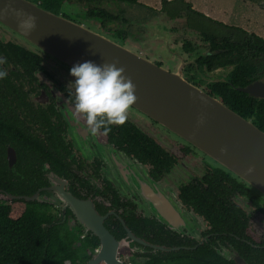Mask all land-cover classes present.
<instances>
[{"label": "flooded vegetation", "instance_id": "obj_1", "mask_svg": "<svg viewBox=\"0 0 264 264\" xmlns=\"http://www.w3.org/2000/svg\"><path fill=\"white\" fill-rule=\"evenodd\" d=\"M164 3L167 4L169 2L165 0ZM179 5L183 7H177L174 13H171L173 7L169 11V9L163 10L161 6L158 9L159 13L153 16L157 20L155 18L152 19V25L146 24L148 20L144 23L146 24L144 34L139 39L134 38L132 40L127 37L126 43L135 49V53L144 58L148 55L151 62L162 67L161 59L156 57L161 54V45H165L169 49L171 45L178 43L177 41L181 36H177L180 35L182 29L176 23L179 21L180 23H184V19L187 17L184 7L188 6L183 2H180ZM90 10L98 12L99 10L105 9L102 7L88 8L83 14L84 16L94 18L100 26L102 20H108L100 16H89L88 11ZM63 11L64 7H61L59 14L66 17ZM161 15L163 17L165 16L168 19L167 21L175 23L174 27L177 29L176 32L162 30L167 35L165 36L162 32L155 31L154 28L159 21L158 17ZM175 15H178V17ZM115 19L116 15L111 20ZM75 22L78 23V21ZM209 22L215 24L217 29L204 32L205 29L198 26L197 28L191 27L189 29L190 31H187V34L183 33L182 39L184 41L181 42V46L177 47L179 50H176L177 48L169 49L166 54L167 56L165 55V58H163L166 62L173 63L171 66L172 70H167L175 71L178 65L182 63L183 78L206 93L208 84L224 81L234 69L236 63L217 64V59L222 60L225 56L213 59L214 61L210 63L200 61V58L210 56L212 53L217 54L222 50H211V41L213 40L206 37L212 35L216 38L226 37L230 42H238L241 53L240 61L242 60L245 63L249 62L252 67L251 80L244 86L255 81H264V53L257 51L255 48H250L248 44H245V39L252 32L245 31L241 28L238 30L236 28L226 27L223 24H217L211 21ZM159 23L161 22L159 21ZM81 24L85 26L83 23ZM1 28L11 32L3 26ZM149 28L152 32H147ZM219 28L226 30L221 32ZM15 36L17 35L15 34ZM191 38L200 39L203 43L207 44V51L198 52L201 46L199 47L193 44V42H190ZM261 39L264 41L263 37ZM21 40L23 39L21 38ZM0 41L2 43L9 41L23 46L37 58V64L32 69L15 68L14 65L8 62L0 66V68L7 71V77L0 80V119L9 120L12 123L13 126L9 129L15 135L34 141L33 144H30L31 147H34L30 149L19 147L17 144L5 145V166L17 178H31L33 181L32 186L35 188L33 193L54 184L57 187L61 186L73 197L90 202L96 214L102 218L101 221L104 228L113 238L116 241L125 240L126 245L119 248L118 257L126 264H128L126 257L143 258L145 261L149 257V254L155 253L156 251L164 252L178 248L191 249L195 247V243L200 244L203 241L209 242L213 240L215 244L210 243V245L213 246L216 252L226 254V252L232 250V246L229 243H220L218 239L210 238V234L212 233L207 232L209 226L203 217L196 213L191 206L185 205L180 199V188L190 183L199 184L201 178L206 173L220 170L224 174H227L229 178L235 179L237 182L243 184L245 193L233 195L232 203L238 205L235 199L237 197L245 198L255 210L259 211L260 207L258 209L257 206H259L260 196L264 197L263 194L197 148L166 130L180 144V157H191L199 161L202 167V173L200 174H194L198 171H192L193 173L189 172L188 179L182 184L176 186L172 181L169 182L168 177L170 176L171 168H174L176 164L179 165L182 170L179 174L185 178L184 169H186V165L182 161L178 162L176 154L164 149L159 142L147 134L137 118L149 124H155L158 127L161 126L131 107L127 113L128 119L123 126H112L111 132L106 136L102 134V130L101 133L92 135L83 117L75 114L73 103L68 100L69 93L72 89L68 87L69 85L63 83V78L69 75L71 68L46 55L24 40L25 43L35 48L37 52L14 41H4L1 39ZM137 41H141V47ZM153 48H158V54H151L150 51ZM202 48H205L204 45ZM38 51L59 63L61 65L60 68L63 69L61 70L62 75L50 73L46 70L41 64L42 57ZM231 55L235 58L238 56L235 51H231ZM0 57H4V55L0 53ZM254 99L260 100L259 98ZM255 126L258 127L257 125ZM127 130L138 131L144 137L154 140L161 148L167 151V156H170L167 168L154 172V168L148 160H140L137 158L130 151L129 145L127 144L128 140L123 139L126 134L125 131ZM7 148H12L15 155L14 163L10 167H8L6 158ZM18 152L31 157L26 160L23 158L17 170L15 164ZM126 157L131 160V163L126 161ZM20 170H22L21 173ZM25 171H28V176L23 174ZM52 176L60 181H53L54 177ZM149 180L156 186V191L162 190L165 196L172 200V202L179 203L181 209L189 210L199 216L203 224L198 219L191 218L190 216L185 219L181 213H178V216L181 217L180 222H178L179 231L171 230L165 224L159 222L153 216L152 208L148 205L145 207V202L151 200L149 199L150 192L147 189H153V187H148ZM253 199L256 202H253ZM238 207L240 206L238 205ZM174 208L176 209L175 205ZM245 215L247 218L249 217L246 212ZM188 229L190 230L189 233ZM128 232L134 238L128 237ZM259 239L264 242L263 238ZM137 240H140V242ZM177 242H180V244H173ZM159 247L161 248L159 249Z\"/></svg>", "mask_w": 264, "mask_h": 264}, {"label": "water", "instance_id": "obj_2", "mask_svg": "<svg viewBox=\"0 0 264 264\" xmlns=\"http://www.w3.org/2000/svg\"><path fill=\"white\" fill-rule=\"evenodd\" d=\"M20 12L36 17V28L30 34L17 26ZM0 25L69 68L86 61L97 65L118 62L117 67H123L124 74L136 86L134 109L264 195V131L219 99L186 81L182 76V63L175 71H169L81 23L44 9L31 0H0ZM236 89L251 97L264 99V81H255ZM201 119L203 122L198 124ZM6 158L10 167L15 160L12 148H7ZM125 159L131 163L127 157ZM250 168L252 171L249 172ZM55 180L60 181L54 177ZM148 183V187L153 189H147L151 200L145 202V207L148 205L152 208L149 207L159 222L179 231L181 217L178 213H181L185 219L190 216L203 224L199 216L181 209L179 203L172 202L162 190L156 191L151 180ZM12 199L57 204L62 213L67 208L83 235L90 234L97 240V246L85 264H126L118 257L119 248L126 245L125 240L116 241L113 238L90 202L79 200L54 184L27 196L0 192V200ZM127 236L134 238L129 232ZM218 254L235 264H246L233 248L226 254Z\"/></svg>", "mask_w": 264, "mask_h": 264}, {"label": "trees", "instance_id": "obj_3", "mask_svg": "<svg viewBox=\"0 0 264 264\" xmlns=\"http://www.w3.org/2000/svg\"><path fill=\"white\" fill-rule=\"evenodd\" d=\"M31 1L57 14L60 13L63 3L68 0ZM107 1L137 4V0ZM186 5V10L195 17H204L191 9L188 3ZM88 15L108 20L114 18L113 14L105 10H90ZM206 38L213 40L211 50H222L200 58L201 62L210 63L213 59L225 56L222 60L217 59V64L236 63L224 81L207 85V93L217 97L231 110L251 120L264 131V99H254L235 89L248 83L252 76L249 62L240 61L238 42H230L226 37L216 38L212 35ZM245 44L264 53V41L252 33L245 39ZM231 51H235L238 56L233 57ZM0 53L15 68L32 69L37 64V58L30 51L13 42L0 41ZM12 126L9 120L0 119V192L27 196L35 189L32 186L33 181L31 178H17L6 168L4 147L7 144H17L19 147L30 149L34 147L30 146L34 141L15 135L9 129ZM125 133L123 139L128 140L129 149L137 158L148 160L154 172L167 168L170 156H167V151L154 140L144 137L138 131L127 130ZM29 157L31 156L18 152L15 168L18 170L21 160ZM23 174L28 176L29 173L25 171ZM237 193H245L243 184L216 170L206 173L199 184L182 186L179 197L185 205L191 206L203 217L209 226L207 232L212 233L210 238H216L220 243H229L246 264H264V242L251 236L245 212L231 202L233 195ZM253 202L256 201L253 199ZM257 207L259 209V206ZM210 243L215 244L211 240L195 243V247L191 249L156 251L149 254L142 264H235L220 256ZM173 244L178 245L180 242ZM96 246L97 240L89 234L83 235L67 208L62 213L57 207L36 200H0V264H85Z\"/></svg>", "mask_w": 264, "mask_h": 264}, {"label": "rangeland", "instance_id": "obj_4", "mask_svg": "<svg viewBox=\"0 0 264 264\" xmlns=\"http://www.w3.org/2000/svg\"><path fill=\"white\" fill-rule=\"evenodd\" d=\"M137 4H130L127 2H113V1H107V0H68L63 3L64 11L63 14L73 20L83 23L86 27L90 28L91 30L121 44L126 46L127 48H130V50L135 51V49L131 46H129L126 41L127 37L129 39H136L140 38L144 34V28L146 25L144 24L147 20L154 19L156 17H153L155 14H158V8L161 6L163 7V10H171L173 7V10L171 13H174L177 9V7H183L180 6V0H168L169 3L165 4V0H137ZM185 2H191L194 3L196 10L201 12L203 11V8H206L207 11L210 13L214 12L216 16H219L220 20L224 21V23H227V25H224L226 27H247L251 29L254 32H258L264 37V32H262V27H264V21L261 20L264 18L261 13L264 14V0H183V3ZM187 4V3H186ZM148 8H144L145 6ZM224 6H228L227 9ZM93 7H102L107 12L116 15L115 20H105L101 21V26L98 24V22L95 21L94 18H90L87 16H84V12L88 8ZM240 7H247L251 8L253 11H250L248 9H241ZM185 8V7H184ZM250 12V13H249ZM187 17L184 19V23L177 22L176 25L180 26L182 29V32L179 37L180 39L177 41L178 43L171 45L169 49H176L177 47L181 46V42L184 41L182 39L183 33H188L187 31H190L189 29L191 27L197 28L198 26L205 29L204 32H208L211 30H216L217 26L215 24H211L209 19L204 15L203 18L195 17L194 14L190 12H186ZM205 14V12H201ZM251 14V15H249ZM167 16H169L167 14ZM178 17V15H175ZM171 17V16H170ZM145 19V20H144ZM144 20V21H143ZM231 25V26H229ZM235 25V26H233ZM175 26V23L172 21H167L164 23H159V21L156 23L155 31L162 32L165 30H171V32H176L177 29ZM163 30V31H162ZM207 30V31H206ZM221 32L225 31L226 29L219 28ZM192 31V30H191ZM147 32H152L150 28L147 30ZM250 32V31H248ZM253 32V33H254ZM165 36H167L165 33H163ZM258 35V34H256ZM125 36V37H124ZM259 36V35H258ZM261 37V36H259ZM261 37V38H262ZM124 38V39H123ZM0 39L1 40H10L14 41L16 43H20L27 47L30 50L36 51L37 50L27 43H25L21 38L15 36L12 32H8L7 30H4L0 26ZM264 39V38H263ZM190 42H193V44H196L200 47L198 52L207 51V44L203 43L200 39L197 38H191ZM138 45H140L141 41H137ZM160 46V44H158ZM204 45L205 48H202ZM158 46V47H159ZM160 48V47H159ZM158 49V48H157ZM157 49L153 48L151 49V54L157 53ZM161 54L159 56H156L157 58L161 59L162 67H165L166 69L172 70L173 63H168L163 58H165V55L168 53L169 49L165 45H161ZM176 50H179L178 48ZM172 51V50H171ZM197 52V49H196ZM40 56L42 57V66L48 70L50 73H57V75H62V72L60 67L61 65L57 63L55 60L51 59L48 56H45L43 53L39 52ZM167 56V55H166ZM146 58H149L147 55ZM66 73V72H65ZM63 83L69 85L70 83H74L75 78L72 76H67L63 78ZM141 122V127L143 130L152 136L157 142H159L164 149L167 151L174 153L177 155L178 162H183L186 165L185 170V178L181 177L179 172H181V167L179 165H175L174 168H171L170 170V176L168 177V181H172L176 186L179 184H182L184 181H186L189 176V172L194 174L196 173H202L201 172V163L199 161H196L195 159H192L191 157H180V144L176 141L173 135L168 134V132L161 128L156 126L155 124H149L146 121H142V119L137 118ZM189 167H188V165ZM194 169V170H193ZM193 171V172H192ZM167 183V181H166ZM235 202L249 215L248 220V226L250 234L253 238L256 240L259 238L264 239V197L260 196L259 199V211L255 210V208L248 203L247 199L237 197L235 199ZM54 207L59 208V205L53 204ZM262 210V211H260ZM126 261L128 264H142L144 259L143 258H133V257H126Z\"/></svg>", "mask_w": 264, "mask_h": 264}, {"label": "clouds", "instance_id": "obj_5", "mask_svg": "<svg viewBox=\"0 0 264 264\" xmlns=\"http://www.w3.org/2000/svg\"><path fill=\"white\" fill-rule=\"evenodd\" d=\"M18 17L20 30L30 34L36 28L35 16L20 12ZM6 63L7 58L0 57V66ZM117 63L97 65L86 61L74 65L69 71L75 81L68 86L72 89L68 100L73 103L75 114L83 117L92 135L102 130L106 136L112 126H123L128 119V110L137 101L135 84L124 74L123 67H117ZM6 77L7 71L0 68V80ZM202 122V119L198 120V124Z\"/></svg>", "mask_w": 264, "mask_h": 264}, {"label": "crops", "instance_id": "obj_6", "mask_svg": "<svg viewBox=\"0 0 264 264\" xmlns=\"http://www.w3.org/2000/svg\"><path fill=\"white\" fill-rule=\"evenodd\" d=\"M138 3L139 2H137V5H138ZM185 3H188V2H185ZM189 5H190V8L191 9H193L194 11H197L196 10V7H195V5H194V3H191V2H189L188 3ZM145 6V5H144ZM224 7H226L227 9L229 8L228 6H224ZM144 8H148L147 6H145ZM241 9H248V10H250V11H253L251 8L249 9V8H247V7H240ZM159 9V8H158ZM186 9V8H185ZM186 12H188L187 10H186ZM197 12H199V11H197ZM201 12H205V14H203V13H201ZM201 12H199V13H201L202 15H205L208 19H210V21L211 22H213V21H215L216 23H220V24H223V25H227V23H224V21H222V20H220V18H219V16H216V14H214V12H212V13H210L209 11H207L206 10V8H203V11H201ZM250 13V12H249ZM249 15H251V14H249ZM261 15L264 17V14L263 13H261ZM158 19H159V21L161 22V23H164V22H166L168 19L167 18H165V16L163 17V15H161V16H159L158 17ZM155 20H157L156 18H155ZM152 19L151 20H148L147 22H146V24H148V25H152ZM163 21V22H162ZM262 22L264 21V18L261 20ZM145 24V25H146ZM229 26H231V25H229ZM233 26H235V25H233ZM239 28H241V29H243V30H245V31H250V32H254V31H252L251 29H249V28H247V27H240L239 26ZM263 29H262V32H264V27H262ZM254 34H258L259 36H261L262 37V35L260 34V33H256V32H254ZM264 38V37H263Z\"/></svg>", "mask_w": 264, "mask_h": 264}]
</instances>
